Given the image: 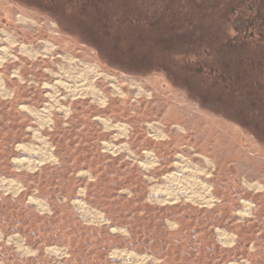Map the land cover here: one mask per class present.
<instances>
[{"label": "rangeland", "instance_id": "rangeland-1", "mask_svg": "<svg viewBox=\"0 0 264 264\" xmlns=\"http://www.w3.org/2000/svg\"><path fill=\"white\" fill-rule=\"evenodd\" d=\"M47 4L0 0V57L7 55L0 80L9 94L0 93V173L22 186L17 195L0 192V264H125L115 250L149 257L140 264H264V127H254L264 111L247 112L253 127H240L238 113L224 111L223 86L195 77L210 62L194 58L195 44H157L159 28H143L141 17L48 16L37 8ZM188 24L182 34L203 32ZM87 88L105 103L91 91L73 95ZM119 124L128 127L121 139ZM152 124L163 140L150 134ZM104 143L127 150L112 158ZM46 145L54 162L16 166L14 159L47 158ZM142 152L155 154L153 170L142 167ZM180 157L211 186L212 206L180 195L168 203L149 199L153 186L176 193L166 177ZM78 200L105 221H85ZM245 202L252 204L248 216ZM219 230L233 235L232 245L218 239ZM16 236L32 254L9 243ZM51 247L66 254H50Z\"/></svg>", "mask_w": 264, "mask_h": 264}, {"label": "flooded vegetation", "instance_id": "flooded-vegetation-1", "mask_svg": "<svg viewBox=\"0 0 264 264\" xmlns=\"http://www.w3.org/2000/svg\"><path fill=\"white\" fill-rule=\"evenodd\" d=\"M46 1L49 5L37 8L48 16L141 17L143 28H159L163 40L157 44H195L191 49L194 58L210 61L208 66L195 69V77L204 75L223 86L227 93L224 111L238 113L234 121L240 127H253L248 124L247 112L264 111V0ZM135 23L139 20L132 19L131 24ZM188 23L204 26L203 32L193 37V32L189 33L192 30L182 34V25L188 27ZM171 27L175 28L173 38L169 35ZM100 28L96 26L94 31L100 32ZM202 44L212 45L201 50ZM259 120L256 129L264 127V120ZM255 139L260 137L255 134Z\"/></svg>", "mask_w": 264, "mask_h": 264}, {"label": "bare ground", "instance_id": "bare-ground-1", "mask_svg": "<svg viewBox=\"0 0 264 264\" xmlns=\"http://www.w3.org/2000/svg\"><path fill=\"white\" fill-rule=\"evenodd\" d=\"M48 48V50H51L53 47L51 44H48V46H46ZM25 53L28 55H32L34 56L33 53H31L28 48H25ZM7 58L6 54H3V56L0 57V63L2 65V61H5V59ZM71 60V59H70ZM88 69L90 70L91 73H93L92 71L95 70L92 66L88 67ZM74 76V75H73ZM76 77V76H75ZM89 78V77H88ZM81 80V78H79ZM83 80V79H82ZM78 81V80H77ZM84 82V81H83ZM82 83V82H81ZM80 87V86H79ZM77 88V87H76ZM4 88L1 87V93L3 95V93H5V90H3ZM118 90V89H117ZM90 92V94L93 96V98L104 104L105 101L103 100L104 98H102L101 93H99V91L95 90V89H91V88H87V89H83L80 90V94L75 92L73 95L77 96V95H88V93ZM77 93V94H76ZM7 94V93H6ZM70 94V93H69ZM5 96V95H4ZM49 122V121H48ZM109 124V122L107 121L106 124ZM116 128H119L121 135H125L127 132V129L125 128L126 125L124 124H119L118 126H115ZM38 139L41 140V135L39 134ZM42 142V141H41ZM107 149L108 150H112V151H116L115 147L112 145H107ZM52 156H50L49 159L50 161L52 159ZM21 165L22 164H27V167H30V162L27 161H20ZM23 166V165H22ZM194 166V165H192ZM190 166V167H192ZM24 167V166H23ZM175 167L177 172L170 175L169 177H167L166 179H171L172 186L176 187V192L182 194L183 196H185L186 200H188V202H191L193 204L199 205V206H209L211 205L214 201L215 198L211 193V186L209 184H207L205 182V180H200L198 177H194V174L196 173L197 170H199L196 167H192V168H188L186 165V160L183 159L182 157H180V161L175 163ZM10 181V180H8ZM0 188L7 191V192H13L14 190L17 191L19 188H21V186L19 185H15L16 188L13 187V183H5V181L1 180L0 181ZM247 186L249 188H258L261 189L259 186L257 185H251L246 183ZM170 190V189H168ZM171 192V191H170ZM150 200L151 201H155L154 199H156V202L159 201L160 203H165L168 200H172V201H177L178 200V196L177 195H171L167 192V189L162 186H154L151 188V194H150ZM160 197V198H159ZM32 202L37 205L42 211H46L47 208L45 206V204H43L41 201L37 200V199H33ZM79 205V203H78ZM81 207L83 209V216L85 217V219H89L90 217V221L93 223L94 222H103V216L101 214H99L98 212H96L95 210L89 208L88 206L81 204ZM249 206H251L249 203L247 204V202L244 203V207L246 208V212H243L242 215H248L249 210ZM97 224V223H96ZM115 231V230H114ZM219 234V240L225 244V245H232L233 243V235H227L224 232H220V230L218 231ZM0 239H1V234H0ZM12 243L14 245H17V247L19 248V253L21 255H29L32 254V251L25 248L22 245V241L19 239H13ZM48 253L50 254H58L59 257L65 255V251H63L60 248L57 247H51L48 249ZM115 257H118L119 259H121L125 264H140V263H145L147 262V260L149 259V257L147 256H141L138 255L136 253H132V252H128V251H122V250H115L113 252V254H111Z\"/></svg>", "mask_w": 264, "mask_h": 264}, {"label": "crops", "instance_id": "crops-1", "mask_svg": "<svg viewBox=\"0 0 264 264\" xmlns=\"http://www.w3.org/2000/svg\"><path fill=\"white\" fill-rule=\"evenodd\" d=\"M0 66H1V64H0ZM0 93H1V80H0ZM7 93V92H6ZM2 94V93H1ZM9 94L7 93L5 96H4V93H3V95L2 96H4V97H6V96H8ZM92 97V96H91ZM126 97H127V95H125L124 96V99H126ZM123 99V100H124ZM29 111H31V110H29ZM32 112V111H31ZM33 113V112H32ZM33 114H36V113H33ZM98 121V120H97ZM107 121L105 120V123H106ZM109 122V121H108ZM45 123H49L48 122V120H46L45 121ZM97 123H99V122H97ZM100 124V123H99ZM107 126H109V128L110 127H113L112 126V124H110V122H109V124L107 123ZM115 126H117V125H115ZM114 126V127H115ZM127 126V125H126ZM116 128V127H115ZM116 129H118V128H116ZM115 129V130H116ZM114 130V131H115ZM149 130H150V134L154 137V138H156V139H162L163 140V138L162 137H159V135H157V132L161 135V130H159L158 128H157V126H154V124H152V126H150L149 127ZM106 131V130H105ZM127 131H128V127H127ZM106 134V133H105ZM125 135H127V132H126V134ZM125 135H121V133H120V130H118V133H117V139H121V136L124 138V136ZM38 136H39V134H38ZM120 137V138H119ZM166 137V136H165ZM40 140V139H39ZM40 141H44V139H43V137L41 136V140ZM105 144V143H104ZM107 145L108 144H105V148L107 149ZM112 146H114L115 147V149H116V151H112V150H109L110 152H112L113 154H111L109 157H114V156H116V157H118V155L117 154H119V152H122L123 150H127V147H125V146H123V147H116L115 145H112ZM18 148H22L23 150H25V151H27V152H31L32 150H30L29 149V147H26V146H24V145H21L20 147L18 146ZM44 153L45 154H47V158H49L50 156H52V158H50V159H55V157L49 152V146L48 145H46L45 147H44ZM154 150H156V149H154ZM142 154H145V161H144V163H142V167L143 168H145V169H148V168H150L149 170H153L154 169V164H155V162H156V158H155V154L153 153V152H142ZM114 155V156H113ZM130 155L132 156V152H129V156L128 157H130ZM47 158H44L42 161H40V162H37V163H35V161L33 162L31 159H22V160H18V159H14V162H15V164H16V166L18 167V168H26V169H29V170H35L36 168H37V166H40L41 165V163L43 162V161H50L49 159H47ZM126 159H127V157H125ZM20 161L22 162V161H27V162H30V167H27V164H22L21 165V163H20ZM51 161H55V160H51ZM177 171V170H176ZM174 174V173H173ZM172 175V174H171ZM170 175H168L167 177H169ZM166 177V178H167ZM166 180H168V182L170 183V185H171V183H172V180L171 179H166ZM0 181H1V173H0ZM3 181H5V183H13L14 185H13V187L14 188H16V186L15 185H19V186H21L17 181H13V180H10V181H8V180H6V179H4ZM1 184V183H0ZM22 187V186H21ZM154 187V186H153ZM171 187H173L175 190H176V187L175 186H172L171 185ZM167 189V188H166ZM1 190L2 191H4L6 194H15V195H17V194H19V192H21V188H19L17 191H13V192H7V191H5V190H3V189H1L0 188V192H1ZM171 190H168L167 189V192L169 193V194H171V195H177V196H183L182 194H180V193H177L176 191V193L175 194H172L171 192H170ZM151 194V193H150ZM150 196V195H149ZM185 197V196H184ZM160 198V197H159ZM34 198H32L31 200H33ZM149 199H150V197H149ZM155 201H156V199H154ZM42 202V201H41ZM157 202H159V201H157ZM175 202V201H174ZM43 203V202H42ZM78 203H79V205H78ZM80 203L81 204H84V205H86L87 206V204L86 203H84L83 201H77V209H78V211L80 212V214L81 213H83V209L82 208H80L81 207V205H80ZM165 203H168V202H165ZM169 203H172V202H169ZM43 204H45V203H43ZM33 206H35L34 204H32ZM252 205V204H251ZM45 206H46V204H45ZM212 206V205H211ZM36 208H38L39 210H41L37 205L35 206ZM89 207V206H88ZM203 207H210V206H203ZM46 208H47V206H46ZM243 208H244V210H245V207L243 206ZM92 209V208H91ZM94 210V209H93ZM243 210V211H244ZM42 211V210H41ZM47 211V210H46ZM96 211V210H95ZM97 212V211H96ZM99 213V212H98ZM102 215V214H101ZM250 215V214H249ZM81 216H82V218L85 220V221H87V222H89V223H93V221L91 222L90 221V217H89V219H85V217L83 216V214H81ZM103 216V215H102ZM245 216H248V215H245ZM103 219H104V217H103ZM105 221V220H104ZM103 221V222H104ZM103 222H94L95 224L97 223V224H101V223H103ZM218 236V235H217ZM2 235H1V239L0 240H2ZM13 239H19V240H21V238L20 237H18V236H16V237H11V238H9V243H12V240ZM219 239V238H218ZM22 241V245H23V240H21ZM233 244V243H232ZM49 249V248H48ZM47 249V250H48ZM62 257V256H61Z\"/></svg>", "mask_w": 264, "mask_h": 264}]
</instances>
